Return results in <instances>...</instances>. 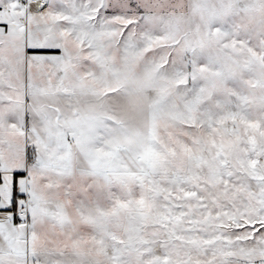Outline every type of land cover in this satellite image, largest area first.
Returning a JSON list of instances; mask_svg holds the SVG:
<instances>
[{"label":"snow or ice","instance_id":"1","mask_svg":"<svg viewBox=\"0 0 264 264\" xmlns=\"http://www.w3.org/2000/svg\"><path fill=\"white\" fill-rule=\"evenodd\" d=\"M0 264H264V0H0Z\"/></svg>","mask_w":264,"mask_h":264}]
</instances>
